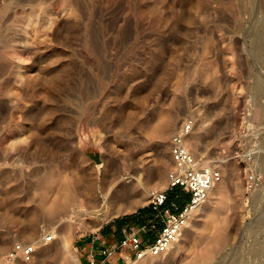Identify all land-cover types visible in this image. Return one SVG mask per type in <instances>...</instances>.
Here are the masks:
<instances>
[{"label": "rangeland", "instance_id": "374dc122", "mask_svg": "<svg viewBox=\"0 0 264 264\" xmlns=\"http://www.w3.org/2000/svg\"><path fill=\"white\" fill-rule=\"evenodd\" d=\"M189 119L220 181L164 254L114 264H264V0H0V263L89 264V232L170 190Z\"/></svg>", "mask_w": 264, "mask_h": 264}, {"label": "built area", "instance_id": "2783aa9c", "mask_svg": "<svg viewBox=\"0 0 264 264\" xmlns=\"http://www.w3.org/2000/svg\"><path fill=\"white\" fill-rule=\"evenodd\" d=\"M193 129V121L185 120L172 133L169 139L170 155L173 167L167 173L168 189L180 187L188 193V201L179 204L177 201L167 202L166 190H150L148 203L157 211L162 226L154 233V239L147 244H141L139 230L127 232L119 241L120 259L124 262L138 261L146 256L164 254L179 239L183 229L193 213L208 199L209 192L220 181L221 173L216 168L203 167L199 160L187 148V138ZM260 182L252 178L247 189L252 190ZM149 230H155V224L149 225ZM53 239L52 234H44L40 241L47 243ZM35 244L14 243L7 253L9 261H29L36 249ZM116 251L114 246H102L99 255L104 258L112 256ZM89 264H98L94 254L88 258Z\"/></svg>", "mask_w": 264, "mask_h": 264}, {"label": "crops", "instance_id": "0c3cea01", "mask_svg": "<svg viewBox=\"0 0 264 264\" xmlns=\"http://www.w3.org/2000/svg\"><path fill=\"white\" fill-rule=\"evenodd\" d=\"M176 188V192L182 194L185 199L188 201V193L182 190L180 187ZM180 204V203H179ZM183 204V203H182ZM132 222V226L128 224ZM151 223L155 224V230L150 231L149 225ZM162 224L157 217V211L154 210L149 204L148 207L142 209L135 215L129 217H122L109 222L108 224L101 226L97 231L89 232L84 246V254L88 260L91 254H94L98 264H114L116 262L122 261L120 259V250L118 248V243L120 239L127 233L131 228L133 230L138 229L141 238V244H147L153 241L154 233L161 228ZM114 246L116 248L115 253L108 257L104 258L100 256L99 249L102 246Z\"/></svg>", "mask_w": 264, "mask_h": 264}, {"label": "water", "instance_id": "95a60500", "mask_svg": "<svg viewBox=\"0 0 264 264\" xmlns=\"http://www.w3.org/2000/svg\"><path fill=\"white\" fill-rule=\"evenodd\" d=\"M83 152L95 163L101 162V150L96 147L89 144L82 145Z\"/></svg>", "mask_w": 264, "mask_h": 264}, {"label": "trees", "instance_id": "16d2710c", "mask_svg": "<svg viewBox=\"0 0 264 264\" xmlns=\"http://www.w3.org/2000/svg\"><path fill=\"white\" fill-rule=\"evenodd\" d=\"M174 188H172L171 190H173ZM169 190L167 192V202H166V205L169 204L170 201L174 200V201H177L178 203L182 204V203H185L187 200L185 199V197L180 194V193H177L175 192L174 195H170L169 192L171 191Z\"/></svg>", "mask_w": 264, "mask_h": 264}, {"label": "bare ground", "instance_id": "6f19581e", "mask_svg": "<svg viewBox=\"0 0 264 264\" xmlns=\"http://www.w3.org/2000/svg\"><path fill=\"white\" fill-rule=\"evenodd\" d=\"M77 211V210H76ZM31 260V259H30ZM29 260V261H30ZM29 261H20V260H18V261H15V264H32V263H30ZM9 263H12L11 261L9 262ZM0 264H3V262H1Z\"/></svg>", "mask_w": 264, "mask_h": 264}]
</instances>
